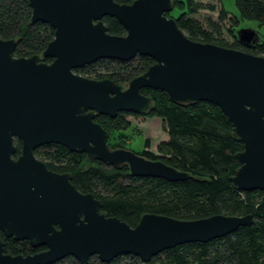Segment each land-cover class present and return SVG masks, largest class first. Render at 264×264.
<instances>
[{"label":"water","instance_id":"water-1","mask_svg":"<svg viewBox=\"0 0 264 264\" xmlns=\"http://www.w3.org/2000/svg\"><path fill=\"white\" fill-rule=\"evenodd\" d=\"M27 2L30 22L49 25L53 36L39 55L30 56H14L16 40L0 38V233L44 249L11 255L0 239V264H51L66 256L86 264L93 255L109 262L122 254L146 263L176 245L204 243L249 226L250 214L176 219L143 213L131 227L101 212L100 200L78 191L68 172L47 169L33 150L59 144L88 161L125 166L131 176L186 179V172L160 160L110 148L108 132L93 120L117 112L147 114L152 100L140 90L150 88L171 102L217 106L242 144L231 186L264 192V57L188 39L164 15L172 0ZM103 16L116 19L124 34H109ZM135 55L152 63L124 84L73 71L98 59L128 61ZM14 139L20 142L15 158Z\"/></svg>","mask_w":264,"mask_h":264},{"label":"trees","instance_id":"trees-1","mask_svg":"<svg viewBox=\"0 0 264 264\" xmlns=\"http://www.w3.org/2000/svg\"><path fill=\"white\" fill-rule=\"evenodd\" d=\"M132 0H114L128 4ZM172 9L164 13L174 19L176 26L190 40L230 47L264 57V39L259 43H244L234 38L227 44L221 37L220 22L225 11L220 8L216 21H207L206 27L190 15L201 8L212 10L196 0H172ZM239 18L264 23V0H234ZM176 8L177 14L170 12ZM27 0H0V38H14V56L40 54L53 36V29L42 22H30ZM107 32L123 35L124 29L113 17L101 18ZM237 20L229 22L228 32ZM234 37V36H233ZM264 38V34H263ZM49 62V59H45ZM152 59L135 55L128 61L98 59L76 68L74 72L87 73L88 78H110L124 84L142 73ZM94 66L105 69L104 74L94 71ZM140 92L152 100V110L147 114L117 112L114 117L97 115L94 121L106 130L109 138L114 131L126 126L128 116L152 115L159 117L164 139L155 150L148 149L144 140L141 152L147 159L160 160L164 164L187 173L181 181L169 182L155 177H137L128 174L125 166L112 168L104 163L88 161L83 153L71 152L59 144H43L33 150L34 156L54 172H68L70 182L82 192H89L100 200V211L114 216L129 226H134L143 213H154L176 219H196L214 214L251 215L249 226L238 227L229 234L207 242H191L161 251L142 263L130 254L116 256L109 262H101L95 255L86 264H264V192L239 191L231 186L229 177L239 163L235 153L242 144L231 135V125L214 104L197 101L176 103L167 95L150 88ZM107 145L110 148H116ZM13 158L19 154L20 142L14 139ZM123 148V147H121ZM3 252L11 255L31 254L44 247H31L26 240L15 241L0 233ZM51 264H80L72 256H66Z\"/></svg>","mask_w":264,"mask_h":264},{"label":"rangeland","instance_id":"rangeland-1","mask_svg":"<svg viewBox=\"0 0 264 264\" xmlns=\"http://www.w3.org/2000/svg\"><path fill=\"white\" fill-rule=\"evenodd\" d=\"M203 6L208 5L212 10L201 8L197 12L190 15L191 18L196 19L202 27H206L207 21H216L217 14L220 8L225 11V19L220 22V32L222 39L231 44L234 38L237 41L246 43H259L263 41L264 23H259L251 19H241L238 16L237 9L234 5V0H196ZM171 16L177 14V9L174 8L170 12ZM236 19L237 23L232 28L233 36L231 37L228 32L229 22ZM94 71L104 74L105 69L94 66ZM78 75L87 77V73L74 72ZM126 126L120 131L112 132L110 138L108 137L107 143L110 146L124 149H129L134 153H139L143 149L144 140H148V149L153 155L157 156L155 150L157 144L164 139V134L160 130V119L156 116L137 115L128 116Z\"/></svg>","mask_w":264,"mask_h":264},{"label":"flooded vegetation","instance_id":"flooded-vegetation-1","mask_svg":"<svg viewBox=\"0 0 264 264\" xmlns=\"http://www.w3.org/2000/svg\"><path fill=\"white\" fill-rule=\"evenodd\" d=\"M34 155V154H33ZM15 158V157H14ZM48 169V168H47ZM50 170V169H49Z\"/></svg>","mask_w":264,"mask_h":264}]
</instances>
